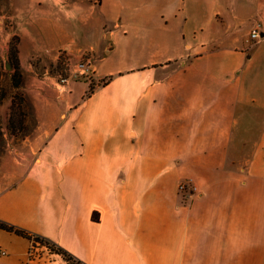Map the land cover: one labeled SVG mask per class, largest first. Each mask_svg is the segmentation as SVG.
<instances>
[{
    "label": "crops",
    "instance_id": "0c3cea01",
    "mask_svg": "<svg viewBox=\"0 0 264 264\" xmlns=\"http://www.w3.org/2000/svg\"><path fill=\"white\" fill-rule=\"evenodd\" d=\"M1 31L39 130L0 221L83 264H264V0H1ZM89 53L94 88L36 71ZM31 245L0 229V264H52Z\"/></svg>",
    "mask_w": 264,
    "mask_h": 264
},
{
    "label": "rangeland",
    "instance_id": "374dc122",
    "mask_svg": "<svg viewBox=\"0 0 264 264\" xmlns=\"http://www.w3.org/2000/svg\"><path fill=\"white\" fill-rule=\"evenodd\" d=\"M1 33L0 32V40H1ZM19 44V38L13 37L11 39L9 45V55L7 59L3 60L0 58V77L1 81L5 87L6 91V99L4 100L3 104L0 106V115H1V124H0V156L6 150H13L17 149L23 140L26 138L31 137L37 130H39V120L35 114L33 109V102L34 98H30L26 93V83H25V76L21 67V63L18 59L17 52L13 53V48H17ZM87 60H90L93 64L95 63L96 57L92 54H86L81 58L80 61H71L65 55H62L59 61L54 64L50 62L36 63V71L39 75V78H55L56 80V87L58 91L60 87L65 85L62 83V80L68 79L69 82L77 81L80 79L73 78V72L76 70V67L79 64L85 63ZM18 72L21 75V85L17 89L14 87V75ZM45 72H48L46 75ZM91 87L94 88V82L91 81ZM32 87V86H31ZM92 89L89 91L91 93ZM23 95L25 103L23 105L25 118H23V126L21 129H17L14 133H11L8 130L9 121L13 113L11 112V105L12 100L15 95ZM19 115V113H17ZM185 184V183H181ZM180 185V187H181ZM179 187V190L181 191ZM191 193V186H188L185 192H181V196L183 198H190L189 195ZM46 254V253H43ZM47 255V254H46ZM52 262H57L58 264H63V262L58 258H51Z\"/></svg>",
    "mask_w": 264,
    "mask_h": 264
},
{
    "label": "trees",
    "instance_id": "16d2710c",
    "mask_svg": "<svg viewBox=\"0 0 264 264\" xmlns=\"http://www.w3.org/2000/svg\"><path fill=\"white\" fill-rule=\"evenodd\" d=\"M89 1H94V0H89ZM0 10H1V0H0ZM13 53H18V49L17 48H13ZM14 79V87L15 88H19L21 85V75L17 70V73L14 75L13 77ZM6 91H5V87L1 81V77H0V106L3 104L4 100L6 99ZM26 104L23 95L19 94V95H15V97L12 100V105H11V112L13 113V115L10 118L9 121V126H8V130L11 133H14L17 129H21L23 126V118H25V114H24V109H23V105ZM17 113H19V115H17ZM0 124H1V115H0ZM0 229L10 232V233H15L19 236H22L24 238H27L28 240L31 241V237L34 236L36 238H38L39 240H41L43 243L53 247V250H55L57 253L63 255L66 258L69 259H75L73 256L69 255L68 253H66L65 251H63L58 245L44 239L41 238L39 236L36 235H31L23 230L17 229L7 223H4L2 221H0ZM80 264H83L81 262H79Z\"/></svg>",
    "mask_w": 264,
    "mask_h": 264
},
{
    "label": "built area",
    "instance_id": "2783aa9c",
    "mask_svg": "<svg viewBox=\"0 0 264 264\" xmlns=\"http://www.w3.org/2000/svg\"><path fill=\"white\" fill-rule=\"evenodd\" d=\"M251 38L253 40H259L260 36L257 33V31H254L252 33ZM73 78L76 79H85L87 81H91L93 79V63L90 60H87L85 63L79 64L76 67V70L73 72ZM69 82L68 79L62 80V83H64L65 85ZM188 186H191V193L189 194L190 196L195 195L197 193V187L192 185L191 182H186L185 184H182L180 189L181 192H185L186 188ZM31 249L29 251V258L30 260H35V259H39L42 255V253H46L49 256H53L55 258L60 259L63 264H80L79 260L77 259H69L64 257L63 255L57 253L55 250H53V247L43 243L41 240H39L38 238L32 236L31 237ZM57 245V244H56ZM2 255H4L5 253H1ZM52 264H58L57 262H52Z\"/></svg>",
    "mask_w": 264,
    "mask_h": 264
}]
</instances>
